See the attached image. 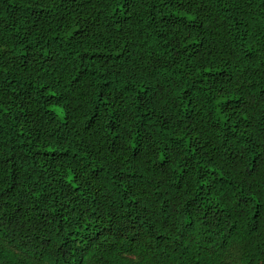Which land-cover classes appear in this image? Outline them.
I'll return each instance as SVG.
<instances>
[{
  "label": "trees",
  "instance_id": "obj_1",
  "mask_svg": "<svg viewBox=\"0 0 264 264\" xmlns=\"http://www.w3.org/2000/svg\"><path fill=\"white\" fill-rule=\"evenodd\" d=\"M0 264H264V0H0Z\"/></svg>",
  "mask_w": 264,
  "mask_h": 264
}]
</instances>
